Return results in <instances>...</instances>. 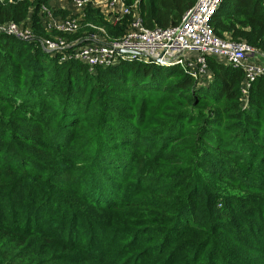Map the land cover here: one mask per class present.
I'll return each instance as SVG.
<instances>
[{
	"label": "trees",
	"instance_id": "1",
	"mask_svg": "<svg viewBox=\"0 0 264 264\" xmlns=\"http://www.w3.org/2000/svg\"><path fill=\"white\" fill-rule=\"evenodd\" d=\"M195 2L139 6L153 28ZM42 4L4 0L0 24L49 37ZM86 22L118 37L127 20L88 6ZM212 23L264 50V0H223ZM208 62V81L137 60L91 69L0 32V264H264V77L245 102L243 69Z\"/></svg>",
	"mask_w": 264,
	"mask_h": 264
},
{
	"label": "built area",
	"instance_id": "2",
	"mask_svg": "<svg viewBox=\"0 0 264 264\" xmlns=\"http://www.w3.org/2000/svg\"><path fill=\"white\" fill-rule=\"evenodd\" d=\"M69 1L73 10L66 17L58 15L53 6L41 5L44 28L48 32H56V35H38L29 24L14 21L0 24V32L26 41H36L53 55H60L61 60L80 61L91 69L137 60L164 66L175 65L196 80L208 81L211 76L208 59L213 57L243 69L245 79L242 94L245 102L252 83L264 77V50L246 40H236L231 34L222 37L216 33L212 20L223 0H196L180 23L153 28L146 26L139 0L130 4L126 0H104L102 3L96 0ZM0 3H4V0H0ZM88 6L99 8L102 14L112 17L114 21L127 20L124 33L112 37L103 26L86 22ZM83 24L93 29L89 41L80 43L61 37L63 34H76ZM96 30L98 36L95 35Z\"/></svg>",
	"mask_w": 264,
	"mask_h": 264
},
{
	"label": "crops",
	"instance_id": "3",
	"mask_svg": "<svg viewBox=\"0 0 264 264\" xmlns=\"http://www.w3.org/2000/svg\"><path fill=\"white\" fill-rule=\"evenodd\" d=\"M97 2H103L104 0H96ZM50 4L56 8L57 10H66V11H72L73 8H72V5L70 3L69 0H50ZM97 4V3H96ZM97 6V5H96ZM92 8H95V6H91ZM99 9V8H97ZM104 15V14H103ZM105 18L110 21L111 23H113L114 25H117L118 23H120V21H114V19L112 17H107L106 15H104ZM73 39V38H72ZM74 40H76L77 42H80V43H85L87 41H89V38H86V37H79L77 39L74 38Z\"/></svg>",
	"mask_w": 264,
	"mask_h": 264
},
{
	"label": "rangeland",
	"instance_id": "4",
	"mask_svg": "<svg viewBox=\"0 0 264 264\" xmlns=\"http://www.w3.org/2000/svg\"><path fill=\"white\" fill-rule=\"evenodd\" d=\"M126 21V20H125ZM31 25V24H30ZM33 28V27H32ZM34 30V29H33ZM81 30V29H80ZM79 32V31H78ZM57 33L56 32H52V35H56ZM77 34V33H76ZM93 34V32H92ZM75 35V34H74ZM95 35L98 36L99 33L98 31L96 30L95 31ZM73 36V35H72ZM61 37H63L64 39L67 37V38H70V35H66V34H63L61 35ZM90 38V37H89ZM92 40H93V37H92ZM203 84H206L203 82ZM224 188L222 189H219V192H221L223 195L226 193V194H229V196H232L233 193L235 194V196L238 194V193H241V194H245L247 191H240V190H229L228 188H226L225 186H223ZM225 196V195H224ZM222 203V204H220ZM221 205V206H220ZM218 207L221 208L222 210L225 209V207H228V203L227 201L224 199V197H220V199L218 200Z\"/></svg>",
	"mask_w": 264,
	"mask_h": 264
},
{
	"label": "water",
	"instance_id": "5",
	"mask_svg": "<svg viewBox=\"0 0 264 264\" xmlns=\"http://www.w3.org/2000/svg\"><path fill=\"white\" fill-rule=\"evenodd\" d=\"M125 52H132V51H125Z\"/></svg>",
	"mask_w": 264,
	"mask_h": 264
}]
</instances>
